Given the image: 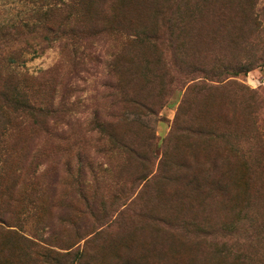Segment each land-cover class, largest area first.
I'll return each mask as SVG.
<instances>
[{
    "label": "rangeland",
    "instance_id": "374dc122",
    "mask_svg": "<svg viewBox=\"0 0 264 264\" xmlns=\"http://www.w3.org/2000/svg\"><path fill=\"white\" fill-rule=\"evenodd\" d=\"M36 1L0 0V27ZM47 20L74 45L0 35L22 53L0 59V264H264V0H73ZM16 90L54 113L3 106Z\"/></svg>",
    "mask_w": 264,
    "mask_h": 264
},
{
    "label": "trees",
    "instance_id": "16d2710c",
    "mask_svg": "<svg viewBox=\"0 0 264 264\" xmlns=\"http://www.w3.org/2000/svg\"><path fill=\"white\" fill-rule=\"evenodd\" d=\"M36 2H39L37 11H35L36 16H34L33 19L29 18L31 19V23L21 21V20H18L15 23H10V24L6 23L4 24V26L0 27V35L7 36L8 41H11V43H13V41H15L17 38V32L13 33L12 31L19 30V29H25V30L27 29L28 34L32 33L34 35H38V37H40L41 40L45 41L46 43L52 42L54 44H61L60 43L61 40L64 38H67V40H69L68 44L74 45V43H72L71 41V38L65 36V31L62 25L54 23V22H49L47 20L48 14L60 11L64 6L68 4L70 5L73 2V0H68V1H64V0H39L38 1L37 0ZM5 42H6L5 40L0 41V59L5 60V61L7 60L8 62L10 61L12 63L19 62V57L22 54L21 50L13 48L11 44H9V47L7 48V50H5V47L7 46ZM31 50L34 51V48H32ZM243 67L235 66V65L232 67L231 65H226L224 69H227V70L236 69L237 70ZM167 82H170V81L168 80ZM0 93L4 94L3 96L7 95L3 91H0ZM126 102L130 106H136V107L138 106L139 108L140 107L142 108L144 104L134 98H126ZM41 103H42L41 101L38 102V100H36L32 96H29V95L26 96V94H23L22 92L19 93L16 90L14 91V94L12 97L7 96V98H5V103H3V106L12 107L14 111L18 110L20 112H25L30 117L41 116L43 114L45 115L48 114L47 116H49L51 112L54 113L53 110L50 108L51 107L50 105L42 106ZM2 112L3 111L0 110V113ZM49 119H52V117H50ZM128 146L129 145L127 144V147ZM260 149L264 157V148L261 147ZM249 180H250V176H249ZM47 248L44 249L46 253L45 256L49 258L51 256L50 259H54L55 262L61 259V258L57 259V257H62V256H66L67 254H69L68 252H65L66 254H59L55 251L49 250V248L47 250Z\"/></svg>",
    "mask_w": 264,
    "mask_h": 264
},
{
    "label": "built area",
    "instance_id": "2783aa9c",
    "mask_svg": "<svg viewBox=\"0 0 264 264\" xmlns=\"http://www.w3.org/2000/svg\"><path fill=\"white\" fill-rule=\"evenodd\" d=\"M249 76H253L252 74H249ZM256 81L258 84H264V74L260 75L258 78H256Z\"/></svg>",
    "mask_w": 264,
    "mask_h": 264
}]
</instances>
